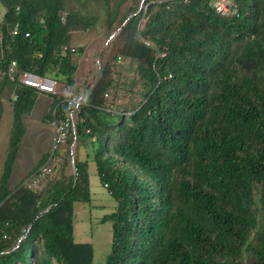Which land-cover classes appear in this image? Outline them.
Returning <instances> with one entry per match:
<instances>
[{
  "label": "trees",
  "instance_id": "trees-1",
  "mask_svg": "<svg viewBox=\"0 0 264 264\" xmlns=\"http://www.w3.org/2000/svg\"><path fill=\"white\" fill-rule=\"evenodd\" d=\"M137 1L0 0V94L12 91L0 264H96L92 244L73 236L74 203L91 199L90 159L116 202L104 217L113 235L102 264H264V0H229L226 15L213 0ZM99 21L110 46L79 88L85 47L72 39ZM12 60L17 72L82 93L75 133L56 147L62 162L39 190L23 182L50 149L10 185L22 117L40 95L52 98L50 121L67 105L11 79ZM120 60L135 65L126 81L133 95L116 110L109 95L120 87Z\"/></svg>",
  "mask_w": 264,
  "mask_h": 264
},
{
  "label": "rangeland",
  "instance_id": "rangeland-1",
  "mask_svg": "<svg viewBox=\"0 0 264 264\" xmlns=\"http://www.w3.org/2000/svg\"><path fill=\"white\" fill-rule=\"evenodd\" d=\"M137 2L142 3L143 0H138ZM3 13L4 7L0 3V20ZM72 40V44L75 47L81 45L85 47L84 52L76 56L79 64L76 72V84H79L78 87L81 88L87 79L95 75L96 66L104 64L103 60L101 61L97 57L110 46L109 41L111 39L105 36L104 27L101 21H99L96 28L75 32ZM108 42L109 44H107ZM117 63L115 76L120 80V87L118 86L117 89L112 90L111 95H109V99L113 101L112 108H116V110L118 107L114 104L126 103L130 101L133 95L128 91L129 86L126 81L133 76L135 66L129 60H120ZM11 97L12 91L10 87L4 86L0 94V174L11 130ZM51 99L49 95H40L31 113L22 117L26 131L19 144L17 159L13 166V173L10 179L12 187L19 183L21 178L37 164L45 152L49 151V149L51 151L54 148L52 124L50 118L46 117ZM83 150L86 153L87 150L89 151V147ZM71 170H73L72 164ZM88 172L91 199L88 202L74 203L73 236L77 242L91 243L94 249V263L102 264L105 263L110 252L113 235V222L104 217L116 210V202L110 196L107 188L101 184L96 173L95 164L91 159L88 164Z\"/></svg>",
  "mask_w": 264,
  "mask_h": 264
},
{
  "label": "built area",
  "instance_id": "built-area-1",
  "mask_svg": "<svg viewBox=\"0 0 264 264\" xmlns=\"http://www.w3.org/2000/svg\"><path fill=\"white\" fill-rule=\"evenodd\" d=\"M212 3L214 9L223 15L231 12V3L229 0H213ZM63 18L64 15H62V19ZM74 50V48H71V51ZM2 55V34L0 32V56ZM16 65L17 63L15 60H12L8 65L6 74L11 79H16L20 84L32 87L40 93L60 95L64 98L63 100L67 105L64 112V117L60 119H55L54 117L51 121L53 128L54 148L50 156L23 182V184L27 185L31 189L39 190L54 178L55 172L62 162V157L60 155H54L56 147L66 143L70 132L73 134L75 133V114L82 101V93L76 94L71 87L64 86L55 79L42 76L34 71L23 70L17 72ZM73 146L74 143H72L70 146V156L72 163Z\"/></svg>",
  "mask_w": 264,
  "mask_h": 264
},
{
  "label": "crops",
  "instance_id": "crops-1",
  "mask_svg": "<svg viewBox=\"0 0 264 264\" xmlns=\"http://www.w3.org/2000/svg\"><path fill=\"white\" fill-rule=\"evenodd\" d=\"M97 59H98V57H97ZM77 85L79 86V84H77ZM52 139H53V132H52ZM52 139H51V142H52ZM35 165H36V164H35ZM35 165H34V166H35ZM34 166H33V167H34ZM31 169H32V168H31ZM31 169H30V170H31ZM30 170H29V171H30ZM29 171H28L27 173H29ZM27 173L21 178V180L27 175ZM21 180H20V181H21ZM20 181H19V182H20ZM89 182H90V181H89Z\"/></svg>",
  "mask_w": 264,
  "mask_h": 264
}]
</instances>
